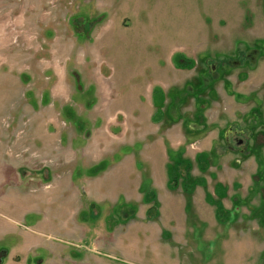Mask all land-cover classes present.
Returning a JSON list of instances; mask_svg holds the SVG:
<instances>
[{"label":"rangeland","instance_id":"obj_1","mask_svg":"<svg viewBox=\"0 0 264 264\" xmlns=\"http://www.w3.org/2000/svg\"><path fill=\"white\" fill-rule=\"evenodd\" d=\"M260 41L264 0H0L2 264H264Z\"/></svg>","mask_w":264,"mask_h":264},{"label":"flooded vegetation","instance_id":"obj_2","mask_svg":"<svg viewBox=\"0 0 264 264\" xmlns=\"http://www.w3.org/2000/svg\"><path fill=\"white\" fill-rule=\"evenodd\" d=\"M262 45L264 46V44H262ZM262 45H261V41H260L259 45L257 47L255 46V50H258V56L259 57L261 56V51H263ZM182 58H183L182 55L177 56V59H179V60H182ZM206 59L208 60V58H206ZM227 60H228V58L225 55L216 54V59L213 61H210L211 62L210 64L208 63L209 61H206L207 65L210 68L206 69V72L203 71L201 75H198V80H200V83L203 87L202 90H204L207 87L209 88L210 86H212V84L215 81V78L213 76L214 73L218 72L220 74V73H222V71L224 69L228 70V64L226 63ZM187 62H189V61H186V64H187ZM216 63H217V65H216ZM183 65H185V63H183ZM211 66H214V68L217 67L215 72H212ZM205 80H207V83L205 82ZM202 90H201V92H202ZM258 110L260 112V108H258ZM238 143H240V141ZM1 168H3V166H1L0 169ZM0 198H1V194H0ZM2 215L3 214L0 211V218ZM25 237H28V235H25ZM9 241H11L10 245H7V243ZM26 241L23 240L22 241L23 244ZM13 246H19V231L15 230V229L6 230L5 228H3V226L0 223V264H2L4 262V260L7 257V252L9 250H11V248ZM23 248L25 249V259H24L25 262H24V264H36V262H33V259H35L37 257V255L35 254V247H33V246L27 247L26 245H24ZM18 256H19V253L16 252L15 259L13 260L14 263H19V257ZM38 264H41V262L39 261Z\"/></svg>","mask_w":264,"mask_h":264},{"label":"trees","instance_id":"obj_3","mask_svg":"<svg viewBox=\"0 0 264 264\" xmlns=\"http://www.w3.org/2000/svg\"><path fill=\"white\" fill-rule=\"evenodd\" d=\"M183 162H186V161H184V160H180V159H179L177 165H180V164H182ZM175 176H176V172L173 170V172H172V174H171V177H170V181L175 182V181H176ZM145 200H146V201H151V200H153V193L148 194V195L146 196V199H145Z\"/></svg>","mask_w":264,"mask_h":264}]
</instances>
